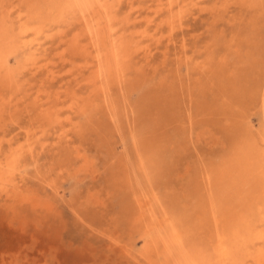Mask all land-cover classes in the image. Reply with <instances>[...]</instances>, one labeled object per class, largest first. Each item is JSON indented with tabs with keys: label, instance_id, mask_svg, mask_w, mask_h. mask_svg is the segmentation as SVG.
I'll return each instance as SVG.
<instances>
[{
	"label": "rangeland",
	"instance_id": "obj_1",
	"mask_svg": "<svg viewBox=\"0 0 264 264\" xmlns=\"http://www.w3.org/2000/svg\"><path fill=\"white\" fill-rule=\"evenodd\" d=\"M56 1L0 0V32L5 33L0 49L14 44L7 66L13 84L0 79L1 160L16 152L18 158L14 178L0 182V264H182L186 251L198 244L213 264H221L216 262L220 232L238 252L237 264H257V253L264 249L258 243L264 233V0H176L171 12L158 16L154 10L159 0H107L103 42H81L80 47H90L91 58L74 47L87 24L78 21L79 14L66 12L67 0ZM108 16L113 18L112 32ZM149 19H154L151 26ZM172 19V27L164 22ZM26 26L41 32L22 38ZM139 29L154 39L140 38ZM33 39L40 46L24 49L23 43ZM120 47L131 59L123 63L118 78L114 70L108 73L105 60ZM30 57L39 67H48L34 70ZM144 163L148 175L142 178ZM143 196L153 199L158 218L167 213L183 238L188 235L183 250L163 241L148 247L144 235L152 218L137 223ZM242 199L250 209L247 217ZM212 201H219L217 208ZM226 203L228 207L222 205ZM213 213L223 226L215 224ZM166 230L162 235L169 236Z\"/></svg>",
	"mask_w": 264,
	"mask_h": 264
},
{
	"label": "bare ground",
	"instance_id": "obj_2",
	"mask_svg": "<svg viewBox=\"0 0 264 264\" xmlns=\"http://www.w3.org/2000/svg\"><path fill=\"white\" fill-rule=\"evenodd\" d=\"M2 1V0H1ZM24 1V0H23ZM26 1V0H25ZM32 1H34L35 2V0H32ZM38 1V0H37ZM40 1V0H39ZM58 1V0H57ZM57 1H56V3H57ZM163 0H159V5H158V7H157V9L156 10H154V13H155V15H160L161 13H164L165 11L168 13V12H171L172 11V9L174 8V6L177 4V1L176 0H168V3H163L162 2ZM179 1V0H178ZM29 2V1H28ZM27 2V3H28ZM67 3H66V7H65V10H66V12L68 11V13L69 12H72V13H77V14H79V16H80V18L78 19V21H82L83 23H85V24H87L86 26H88V29H87V32H85V34H83V35H79L75 40H74V47H75V49L77 50V52L76 53H78V52H80L81 54L80 55H83V56H85V57H90L91 56V52H90V47L87 45H85V44H83L82 43V45H83V47H80L81 46V42L83 41V40H85V39H89V40H91L92 41V39L93 38H96V40L97 41H101V42H103L102 40L104 39V36H103V34H104V32H103V28H101V23H102V13L104 12L105 14H107V9H109V7H108V5H107V0H67L66 1ZM156 2V1H155ZM234 2V1H233ZM31 2H29V4H30ZM51 3V2H50ZM109 3V2H108ZM152 3V2H151ZM24 4H26L25 2H24ZM113 4V3H112ZM31 5V4H30ZM36 5V4H35ZM38 5H40V4H38ZM47 5H48V2H47ZM57 5V4H56ZM115 5V4H114ZM118 5H119V3H118ZM154 5V4H153ZM215 5V4H214ZM24 6H26V5H24ZM32 6V5H31ZM40 6H44V5H40ZM53 6V5H52ZM59 6V5H58ZM113 5H111V7H112ZM135 6V5H134ZM178 6V5H177ZM29 7V6H28ZM33 7V6H32ZM45 7V6H44ZM49 7V6H48ZM197 7V6H196ZM261 7V6H260ZM16 8H18V7H16ZM16 8H15V10H16ZM30 8V7H29ZM38 8V7H37ZM53 8V7H52ZM51 8V9H52ZM56 8V7H55ZM130 8V7H129ZM135 8V7H134ZM133 8V9H134ZM140 8V7H139ZM151 8V7H150ZM154 8V7H153ZM253 8V7H252ZM6 9H7V7H6ZM11 9V8H10ZM45 9V8H44ZM50 9V8H49ZM54 9V8H53ZM113 9V8H112ZM114 9H115V7H114ZM137 9V8H136ZM141 9V8H140ZM155 9V8H154ZM259 9V8H258ZM14 10V11H15ZM34 10V9H33ZM32 10V11H33ZM62 10V9H61ZM153 10V9H152ZM175 10V9H174ZM20 11V10H19ZM40 11V10H39ZM43 11H46V9L45 10H43ZM55 11V10H54ZM115 11V10H114ZM131 11V10H130ZM151 11V10H150ZM183 11V10H182ZM41 12V11H40ZM52 12V11H51ZM50 12V13H51ZM109 12H110V10H109ZM133 12V11H132ZM152 12V11H151ZM24 13V12H23ZM35 13H37V12H35ZM35 13L33 12V15H35ZM39 13V12H38ZM42 13H45V12H42ZM53 13V12H52ZM54 13H56V12H54ZM53 13V14H54ZM59 13V12H58ZM60 13H62V12H60ZM59 13V14H60ZM127 13H129V12H127ZM174 13V12H173ZM261 13V12H260ZM47 14H49V13H47ZM52 14V15H53ZM57 14V13H56ZM55 14V15H56ZM38 15H41L40 13L38 14ZM51 15V16H52ZM62 15V14H61ZM64 15V14H63ZM66 15V14H65ZM109 15V14H108ZM129 15H130V13H129ZM155 15H154V17H155ZM169 15V14H168ZM182 15H183V13H182ZM253 15V14H252ZM251 15V16H252ZM20 16V15H19ZM37 16V15H36ZM36 16H34V17H36ZM44 16V15H43ZM54 16V15H53ZM71 16H72V14H71ZM136 16V15H135ZM142 16V15H141ZM171 16H173V14L171 15ZM21 17H22V15H21ZM42 17V16H41ZM50 17V16H49ZM65 17V16H64ZM77 17V16H76ZM252 17H254V16H252ZM25 18H27V17H25ZM151 18V17H150ZM13 19V18H12ZM19 19V18H18ZM31 19V18H30ZM43 19H44V17H43ZM42 19V20H43ZM47 19V18H46ZM49 19V18H48ZM54 19V18H53ZM126 19H127V17H126ZM142 19H144L145 20V18H142ZM159 19V18H158ZM175 19H176V17H175ZM181 19H183V17H181ZM51 21H52V18L50 19ZM61 20V19H60ZM71 20V19H70ZM75 21H76V19H74ZM74 20H72V21H74ZM107 23H108V25H109V32H112L113 30V28H112V22H113V18L112 17H107ZM139 20V19H138ZM165 20H167V18L165 19ZM243 20V19H242ZM242 20H240V21H242ZM248 20V19H247ZM19 22H20V20H18ZM48 21V20H47ZM117 21V20H116ZM128 21V20H127ZM140 21V20H139ZM161 21V20H160ZM18 22V23H19ZM48 22H50V21H48ZM54 22H55V20H54ZM57 22V21H56ZM55 22V23H56ZM60 22H62V21H60ZM81 22V23H82ZM115 22V21H114ZM121 21H119V23H120ZM131 22V21H130ZM129 22V23H130ZM158 22V21H157ZM164 22H166V24H168L169 26H174L173 25V23H174V20L172 19V20H169V21H164ZM42 23H43V21H42ZM66 23V22H65ZM117 23V22H116ZM127 23V22H126ZM136 23V22H135ZM139 23H141V22H139ZM147 25L148 26H151L153 23H154V19H149L147 22ZM145 23V24H146ZM163 23V22H162ZM21 24V23H20ZM38 24V23H37ZM41 24V23H40ZM61 24V23H60ZM70 24V23H69ZM68 24V25H69ZM74 24H77V23H74ZM125 24V23H124ZM134 24V23H133ZM143 24H144V21H143ZM156 24H158V23H156ZM78 25V24H77ZM103 25H105V24H103ZM126 25V24H125ZM130 25V24H129ZM42 26V25H41ZM49 26V25H48ZM70 26H71V24H70ZM163 26V25H162ZM32 27V26H31ZM36 27H38V25L36 26ZM43 27H45L44 25H43ZM79 27V26H78ZM82 27V26H81ZM119 27V26H118ZM144 27V26H143ZM47 28V27H46ZM45 28V29H46ZM104 28H106L105 26H104ZM122 28V27H121ZM148 28V27H147ZM77 29V28H76ZM115 29V28H114ZM117 29V28H116ZM162 29V28H161ZM169 29V28H168ZM82 30H86V28L85 29H82ZM175 30V29H174ZM77 31V30H76ZM139 31H140V29H139ZM138 31V32H139ZM40 32H41V29H40V27L39 28H30V27H28V26H26V27H24L23 28V30L21 31V33H20V31H19V33H20V37H22V38H27L28 36L30 37V35L31 34H36V35H39L40 34ZM172 32V31H171ZM175 32V31H174ZM17 33V32H16ZM61 33V32H60ZM75 33H77V32H75ZM121 33H123V32H120V34ZM5 34V33H4ZM4 34H2V32H0V41H1V38H2V40H5V38H4ZM74 34V33H73ZM81 34V33H80ZM111 34V33H110ZM138 34V33H137ZM154 34V33H153ZM3 35V36H2ZM19 35H17V37H18ZM138 36L140 37V38H143V39H147L148 38V40H150V39H154V35H151V34H149V32L148 31H140V33L138 34ZM7 37V36H6ZM36 37V36H35ZM38 37V36H37ZM121 37V36H120ZM75 38V37H74ZM167 38H169V37H167ZM53 39V38H52ZM137 39V38H136ZM145 39V40H146ZM7 40V39H6ZM25 40V39H24ZM138 40V39H137ZM9 41V40H8ZM64 41V40H63ZM68 41V40H67ZM135 41V40H134ZM2 42V41H1ZM1 42H0V44H1ZM66 42V41H65ZM151 42V41H150ZM156 42V41H155ZM171 42V41H170ZM40 43V42H39ZM39 43H37V40L36 39H33V40H31V41H28V42H24L23 43V46H24V49L26 48V50L27 49H30V46H34V47H38V46H40V44ZM127 43V42H126ZM4 44V43H3ZM7 44V43H6ZM102 44V43H101ZM14 44H9L8 45V47H10L11 46V49H9V48H5V49H0V79H2V80H4L6 83H8V84H10L11 82H12V84H13V80H14V74H13V72H11L10 70H7V66H8V61H9V56H10V54L11 53H13L11 50L12 49H14L13 46ZM17 45V44H16ZM69 45V44H68ZM70 45H72V44H70ZM85 45V46H84ZM141 45V44H140ZM114 46V45H113ZM117 46V45H116ZM2 47V46H1ZM17 47H20V46H17ZM70 47V46H69ZM73 47V46H72ZM94 47V46H93ZM95 48V47H94ZM101 48V47H100ZM103 48H105V47H103ZM145 48V47H144ZM16 49V48H15ZM108 49V48H107ZM6 50H9V51H6ZM21 51V50H20ZM24 51V50H23ZM36 51H37V49H36ZM72 51H74V50H72ZM15 52V51H14ZM17 52V51H16ZM65 52V51H64ZM69 52H70V50H69ZM68 52V53H69ZM104 52V51H103ZM107 52H108V50H107ZM110 52V51H109ZM38 53V52H37ZM56 53V52H55ZM71 53V52H70ZM75 53V52H74ZM151 53H152V51H151ZM24 54V53H23ZM64 54V53H63ZM72 54H73V52H72ZM79 54V53H78ZM109 54V53H108ZM34 55V54H33ZM69 55V54H68ZM105 55V54H104ZM63 56H65V55H63ZM73 56V55H72ZM75 56H79V55H77V54H75ZM74 57V56H73ZM25 58V57H24ZM75 58V57H74ZM91 58V57H90ZM95 58L97 59V60H102V56L101 55H95ZM94 58V59H95ZM65 59V58H64ZM78 59V58H77ZM85 59V58H84ZM131 59V56L125 51V49H124V47H120V48H113V50L111 51V53L106 57V60H105V63H106V65H107V67H108V69H106V70H108V73L109 74H111L112 72H113V70L116 72L115 73V76L117 75V77L118 78H120L121 76H122V71H121V67H122V65H123V63H127V62H129V60ZM93 60V59H92ZM25 61V60H24ZM66 61V60H65ZM85 61V60H84ZM23 62V61H22ZM28 62H29V65L30 66H32V68L34 69V70H40V69H43V68H45V67H48V64H44V66H41V67H39L38 66V63H37V60H36V58H34V57H30L29 59H28ZM61 62H62V60H61ZM68 62V61H67ZM70 62V61H69ZM72 62H73V59H72ZM91 62V61H90ZM24 63V62H23ZM25 64V63H24ZM55 64V63H54ZM65 64V63H64ZM68 64V63H67ZM76 64V63H75ZM82 64V63H81ZM88 64V63H87ZM87 64H86V66H87ZM49 65H50V62H49ZM70 65H74V64H71L70 63ZM84 64H82V66H83ZM54 66V65H53ZM80 66V65H79ZM91 67H92V65H90ZM96 66V65H95ZM15 67V66H14ZM81 67V66H80ZM96 68V67H95ZM77 69V68H76ZM79 69V68H78ZM81 69V68H80ZM93 70H95V69H93ZM98 70V69H97ZM96 70V71H97ZM77 71V70H76ZM82 71V70H81ZM86 71V70H85ZM90 71V70H89ZM51 74V73H50ZM78 74V73H77ZM53 76H54V74H53ZM109 76V75H108ZM114 76V77H115ZM103 77V75H102V72H100V73H98V79H101ZM115 79V78H114ZM96 80V79H95ZM1 81V80H0ZM117 83V82H116ZM7 84V85H8ZM4 87V86H3ZM6 88V87H5ZM1 89H4V88H1ZM7 89V88H6ZM3 91V90H2ZM7 91V90H6ZM102 94V93H101ZM1 100V99H0ZM80 100V99H79ZM264 102V101H263ZM7 105V104H6ZM10 105V104H9ZM9 107V106H8ZM75 108V105L73 104L72 106H70V109L69 110H73ZM57 109V108H56ZM51 110V109H50ZM61 110V109H60ZM66 111V110H65ZM71 112V111H70ZM85 112V111H84ZM52 113H53V110H52ZM58 113V112H57ZM45 114V113H44ZM54 115V117L53 118H55V114H53ZM0 116H1V114H0ZM52 118V119H53ZM68 118H70V117H68ZM55 119H57V118H55ZM58 119H60V117L58 118ZM57 119V120H58ZM52 121V120H51ZM54 121H56V120H54ZM53 121V122H54ZM59 122V121H58ZM49 123H51V122H49ZM56 123H57V121H56ZM53 124H55V123H53ZM52 125V124H51ZM62 130V129H61ZM5 142V141H4ZM28 142H30V141H28ZM27 142V143H28ZM27 143H25V144H27ZM49 143V142H48ZM53 143V142H52ZM30 144V143H29ZM255 144V143H254ZM33 145V144H32ZM21 146V145H20ZM23 147H24V145H22ZM26 146V145H25ZM263 146H264V142H263ZM29 147V146H28ZM32 147V146H31ZM30 147V148H31ZM262 147V146H261ZM27 148V147H26ZM33 148V147H32ZM19 149V148H18ZM23 149V148H22ZM21 150V149H20ZM8 152V151H7ZM141 152V151H140ZM17 153V152H16ZM10 154L9 156H7V158H6V160H5V162H2V160H1V149H0V182L2 183V182H6V184H7V182L8 181H10L9 180V178H11V177H13L14 178V175H15V173H14V171H16V170H14L15 169V166H16V164H17V154ZM30 153V152H29ZM28 154V153H27ZM263 154H264V150H263ZM5 155V154H4ZM143 156V155H142ZM145 157V156H144ZM242 158V157H241ZM249 158V157H248ZM256 158V157H255ZM4 160V159H3ZM143 160H144V158H143ZM36 162V161H35ZM250 162V161H249ZM253 162V161H252ZM251 163V162H250ZM254 163V162H253ZM141 164V163H140ZM25 165V164H24ZM145 163L143 164V170H142V173H143V177L142 178H144V176L145 175H148V171H146L147 169H148V167L147 168H145ZM250 165V164H249ZM18 166V165H17ZM36 167V166H35ZM142 167V166H141ZM149 167H151V166H149ZM17 168V167H16ZM250 168V167H249ZM224 169V168H223ZM252 169V168H251ZM140 170V169H139ZM145 170V171H144ZM253 170V169H252ZM256 170V169H255ZM262 170V169H261ZM21 171V170H20ZM19 171V172H20ZM37 171H38V169H37ZM144 171V172H143ZM234 171V170H233ZM235 171H237V170H235ZM234 171V172H235ZM242 171V170H241ZM241 171H239V173H238V175H242V173H241ZM245 171H247V170H245ZM254 171V170H253ZM39 172H40V170H39ZM137 172V171H136ZM150 172V171H149ZM155 172V171H154ZM219 172V171H218ZM233 172V173H234ZM250 171H248V173H249ZM141 173V171H140V174H142ZM151 173V172H150ZM231 173V172H230ZM241 173V174H240ZM259 173H260V171H259ZM263 173H264V170H263ZM229 174V172L227 173V175ZM235 174H237L236 172H235ZM235 174L233 175L234 176V178H235ZM250 174V173H249ZM6 176L7 175V177L6 178H3V176ZM152 175V174H151ZM218 175H223L222 173L221 174H218ZM251 175H252V173H251ZM255 175V174H254ZM38 176V175H37ZM230 176V175H229ZM228 176V177H229ZM232 176V175H231ZM243 176H247V174L246 175H244L243 174ZM242 176V177H243ZM253 176V175H252ZM259 176V175H258ZM258 176H257V178H258ZM133 177V176H132ZM216 177H218V176H216ZM221 177H224V176H221ZM241 177V180L242 179H244V178H242ZM233 178V179H234ZM247 178V177H246ZM248 178H249V176H248ZM251 178V177H250ZM261 178V177H260ZM219 179V178H218ZM221 179V178H220ZM225 179V178H224ZM229 179H231V178H229ZM232 179V180H233ZM142 180V179H141ZM144 180V179H143ZM228 180V179H227ZM238 180V179H237ZM251 180V179H250ZM249 180V181H250ZM253 180V179H252ZM260 180V179H259ZM13 181V179L11 180V182ZM218 181H220V180H218ZM223 181V180H222ZM236 181V180H235ZM234 181V182H235ZM243 181V180H242ZM245 181V180H244ZM261 181V180H260ZM215 182V181H214ZM232 182V181H231ZM247 182V181H246ZM252 182H254V181H252ZM251 182V183H252ZM137 183V182H136ZM219 183V182H218ZM217 183V184H218ZM223 183L225 184V181L224 182H221V183H219V184H221V185H223ZM227 183V182H226ZM238 183V182H237ZM249 183V182H248ZM250 183V184H251ZM9 184V183H8ZM11 184H16V183H11ZM208 184V183H207ZM215 184V183H214ZM219 184H218V186H219ZM228 184V183H227ZM232 184H236V183H233L232 182ZM245 183H243V185H244ZM255 185V183H252V185ZM10 185V184H9ZM247 185V184H246ZM253 185V186H254ZM2 186H4V185H2ZM16 186V185H15ZM208 186V185H207ZM217 186V188H219V187H221V186H219L218 187ZM232 186V185H231ZM251 186V185H250ZM252 186V187H253ZM215 187V186H214ZM227 187H228V185H227ZM226 187V189L225 190H228V188ZM264 187V176H263V184H262V188ZM18 188V187H17ZM222 188V187H221ZM235 188H236V185H235ZM244 188H245V186L243 187V190H244ZM12 189V188H11ZM214 189V188H213ZM238 189H239V186H238ZM246 189V188H245ZM248 189H249V187H248ZM256 189H257V186H256V188L254 187L252 190H255L256 191ZM1 190V189H0ZM7 190V189H6ZM20 190V189H19ZM225 190H222V191H225ZM241 190V189H240ZM239 190V191H240ZM14 191H15V189H14ZM218 191V190H217ZM228 191H230V190H228ZM227 191V193H229ZM250 191V190H249ZM255 191H252V192H255ZM263 195H262V198L261 199H264V188H263ZM10 192V191H9ZM135 192V191H134ZM134 192H133V194H134ZM233 192H236V190H234ZM6 193V192H5ZM148 193V192H147ZM211 193H213V192H211ZM232 193V192H231ZM237 193L238 192H236L234 195H236L237 196ZM241 193V192H240ZM10 194V193H9ZM13 194V193H12ZM138 194V193H137ZM145 194V193H144ZM226 194V193H225ZM253 194V193H252ZM11 195V194H10ZM10 195H7V196H9L10 197ZM139 195V194H138ZM229 195H231V194H229ZM228 195V196H229ZM142 196V195H141ZM156 196V195H155ZM205 196V195H204ZM228 196H227V198H228ZM242 196V195H241ZM253 196V195H252ZM13 197H14V195H13ZM144 197V196H143ZM158 197V196H157ZM221 197V196H220ZM223 197V196H222ZM221 197V198H222ZM230 197V196H229ZM231 197H232V195H231ZM230 197V198H231ZM12 198V197H11ZM135 198H136V196H135ZM154 198V197H153ZM156 198V197H155ZM202 198V197H201ZM212 198H213V195H212ZM225 198V197H224ZM247 198V197H246ZM245 198V199H246ZM138 199V198H137ZM214 199V198H213ZM217 199V197H215V199L214 200H216ZM223 199V198H222ZM245 199L242 201V202H240V204L242 205V207H243V210H244V212H242L243 214H244V216L245 217H247L246 215H245V213H246V211L249 209L248 208V202L247 201H245ZM251 199H252V197H251ZM133 200V199H132ZM131 200V201H132ZM140 200V199H139ZM153 200V199H152ZM152 200H151V198L149 197V198H145L144 197V199H142V200H140V201H138V203H139V206H137V207H139L140 208V216L138 217V222L137 223H140V225H141V223H144V221H146L149 217H151L152 218V221H150V223L147 225V231H146V234L144 235L145 236V240L147 241V245H148V247L150 248V247H152V242L153 243H155V244H157V243H161V241H163L164 242V244H166L168 247H172L173 248V245H177L181 250H183V247H184V239L188 236H186L185 238H183V235H182V233H180L179 231H178V229L175 227V223H174V221H173V219H171L170 217H168V214L166 213V214H164V213H162V214H160L159 213V215H162V219H160V218H158L156 215H155V213H154V211H153V209H152V207H153V204H152ZM229 200V199H228ZM227 200V201H228ZM231 200V199H230ZM229 200V202L230 203H232V201H230ZM240 200V199H239ZM254 200V199H253ZM256 200V199H255ZM160 201V200H159ZM245 201V202H244ZM250 201V200H249ZM262 201V200H261ZM161 202V201H160ZM213 202V201H212ZM219 202V201H218ZM217 202V203H218ZM253 202H255L256 203V205L255 206H257V202L256 201H253ZM154 203V202H153ZM216 202L214 203H210L211 204V206H213V207H215V208H217L218 207V205H216L217 204ZM237 203H238V201H237ZM237 203H235L236 205H237ZM251 203V202H250ZM133 204H134V202H133ZM137 204V203H136ZM163 204V203H162ZM221 204V203H220ZM227 204V203H226ZM233 204V203H232ZM239 204V205H240ZM262 204V203H261ZM264 204V203H263ZM223 206H227L228 207V204L227 205H225V204H222ZM259 205H260V203H259ZM217 206V207H216ZM230 206H232V205H230ZM233 206H235L234 204H233ZM232 206V207H233ZM237 207V206H236ZM242 207H241V209H242ZM250 207V206H249ZM131 208H133V207H131ZM214 208V209H215ZM221 208H222V206L220 207V208H218V209H220L221 210ZM226 208V207H225ZM254 208H256V207H254ZM259 208V207H258ZM137 209V208H136ZM136 209H134V210H136ZM156 209H157V207H156ZM209 209V208H208ZM207 209V210H208ZM229 209V208H228ZM235 209V208H234ZM240 209V208H239ZM231 211H229L228 213H230V212H232L233 210L232 209H230ZM250 210V209H249ZM260 210H263V208L260 206ZM158 211V210H157ZM226 211V210H225ZM240 211V210H239ZM238 211V212H239ZM255 212L257 211L256 209L254 210ZM216 212V211H215ZM220 212H222V211H220ZM237 212V213H238ZM259 212H262V211H259ZM137 213V212H136ZM219 212H218V210H217V214H218ZM236 213V212H235ZM236 213V214H237ZM211 214V213H210ZM216 213H213V218H214V222H215V224L217 225V226H220V225H222V223H221V221H219L218 220V216H216L215 215ZM220 214H222V213H220ZM225 214H227V212L225 213ZM250 214V211H249V213H248V215ZM255 214H257V212L255 213ZM132 215V214H131ZM135 214H134V212H133V216H134ZM158 215V214H157ZM203 215V214H202ZM231 215H232V213H231ZM133 216H132V219H133ZM220 216V215H219ZM222 216H224V215H222ZM221 216V217H222ZM227 215H225V217H226ZM237 216V215H236ZM235 216V217H236ZM242 216V215H241ZM252 216H254V215H252ZM262 217H263V215H261ZM201 217V216H200ZM208 217V216H207ZM212 217V216H211ZM225 217H222L223 219H226ZM239 217H240V215H239ZM199 218V217H198ZM197 218V219H198ZM241 218V217H240ZM255 219H257V217H254ZM134 219H135V217H134ZM137 219V218H136ZM200 219V218H199ZM198 219V220H199ZM222 219V220H223ZM236 219V218H235ZM249 219V218H248ZM253 219V218H252ZM263 219V218H262ZM238 220H240V219H238ZM254 220V219H253ZM148 221V222H149ZM201 221V220H200ZM227 221V220H226ZM229 221H231V220H229ZM256 221V220H255ZM147 222V221H146ZM145 222V223H146ZM202 222V221H201ZM211 222V221H210ZM239 222V221H238ZM245 222V221H244ZM244 222H243V225H244ZM249 222V221H248ZM177 223V222H176ZM179 224L181 223L180 221L178 222ZM176 224V225H179V224ZM200 223V222H199ZM212 223V222H211ZM223 223L225 224V222L223 221ZM262 223H264V222H262ZM203 224H204V222H203ZM230 224V223H229ZM228 224V225H229ZM241 224H242V221H241ZM257 224H258V222H257ZM260 224V223H259ZM232 225V224H231ZM235 225H236V223H235ZM234 224L232 225V226H235ZM247 225H248V223H247ZM251 225V224H250ZM253 225V224H252ZM136 226V225H135ZM179 226H183L182 224L181 225H179ZM179 226H177V227H179ZM204 226V225H203ZM212 225H210L209 227H211ZM223 226V225H222ZM241 226V225H240ZM246 225H244V227H245ZM184 227V226H183ZM180 228L179 230H184V228H186V226L184 227V228ZM207 228V226H204V227H201V228ZM243 227V226H242ZM248 227V226H247ZM196 228H198L199 230H200V228H199V226L198 227H196ZM220 228V227H219ZM225 228H227V227H225L224 226V228H223V230L225 229ZM230 228V227H229ZM228 228V229H229ZM241 228V227H240ZM249 228V227H248ZM262 228V227H261ZM141 229V228H140ZM145 228H143V230H144ZM166 229H170L169 231H171L170 232V235L169 236H167V235H162V233L166 230ZM232 229V228H231ZM235 229H236V231H237V228H236V226H235ZM247 229V228H246ZM250 229H251V227H250ZM252 229H256V228H252ZM263 229V228H262ZM186 230V229H185ZM194 230H196V229H194ZM216 230V229H215ZM222 230V229H221ZM233 230H234V228H233ZM167 231V230H166ZM189 231H190V228H189ZM198 231V230H197ZM200 231H202V229L200 230ZM205 230H203V233H205L204 232ZM219 231V230H218ZM227 231V230H226ZM252 231V230H251ZM256 231H258V229L256 230ZM142 232H144V231H142ZM185 232V231H184ZM224 232V231H223ZM238 233H239V230L237 231ZM192 232H190V234H191ZM194 233V232H193ZM195 233H196V231H195ZM208 233V232H207ZM210 233V232H209ZM213 233V232H212ZM228 233H230V232H227V234ZM254 233V232H253ZM257 233V232H256ZM159 234V235H158ZM189 234V233H188ZM199 234V233H198ZM197 234V235H198ZM200 234H202L201 232H200ZM251 234V233H250ZM158 235V236H157ZM192 236H193V234H191ZM190 235V236H191ZM203 235V234H202ZM202 235L200 236V237H202ZM232 235H233V233H232ZM235 235H236V233H235ZM243 235V234H242ZM249 235V234H248ZM191 236V237H192ZM194 236H196L195 234H194ZM204 236V235H203ZM206 236V235H205ZM208 236V235H207ZM210 236H211V234H210ZM210 236H208V237H210ZM214 236V235H213ZM216 237H217V235H215ZM214 236V237H215ZM230 236V235H229ZM237 236V235H236ZM235 236V237H236ZM256 236V235H255ZM258 236V235H257ZM198 237H199V235H198ZM197 237V238H198ZM199 237V238H200ZM213 237V238H214ZM232 237V236H231ZM234 237V239L236 240V238ZM238 237H239V235H238ZM241 237V236H240ZM244 237H247V236H244ZM253 238H254V236H253ZM257 238V237H256ZM186 239H189V238H186ZM202 239V238H201ZM209 239V238H208ZM230 239V238H229ZM234 239H233V243H232V245H234V243H236V241H238V240H236V241H234ZM238 239V238H237ZM144 240V241H145ZM203 240V239H202ZM202 240H201V243L200 244H202ZM209 240H211V238L209 239ZM214 241H215V239H213ZM212 240V241H213ZM217 240V239H216ZM247 243H248V240H246V239H244ZM255 240V239H254ZM188 241V240H187ZM186 241V242H187ZM194 241V240H193ZM200 241V240H199ZM199 241H197L198 243H199ZM204 241V240H203ZM227 241H228V238L226 237V234H224V233H222V232H220V234H219V236H218V249L217 248H214V249H217V258H218V260L216 261V262H220L221 264H229V262L230 263H232V264H237L238 262H240V261H237V254H238V252H236V251H234V249H232L230 246H228L229 244L227 243ZM231 241V240H230ZM258 243H264V233H261L260 235H259V237H258ZM206 242H208L207 240H206V238H205V243ZM208 243H210V242H208ZM217 243V242H216ZM239 243V242H238ZM203 244H204V242H203ZM207 244V243H206ZM240 244H242V243H240ZM250 244V243H249ZM163 245V244H162ZM191 245H192V243H191ZM195 245V244H194ZM194 245H192V246H194ZM208 245V244H207ZM212 245V244H211ZM215 245H217V244H215ZM231 245V246H232ZM238 245V244H237ZM236 245V246H237ZM243 245H244V243H243ZM247 245V244H246ZM245 245V246H246ZM252 245V244H251ZM191 246V247H192ZM197 246V245H196ZM195 246V247H196ZM214 246V245H213ZM236 246H234V247H236ZM241 246V245H240ZM248 246H250V245H248ZM164 247V246H163ZM233 247V248H234ZM243 247V246H242ZM241 247V248H242ZM247 247V246H246ZM257 247V246H256ZM159 248V247H158ZM171 248V249H172ZM204 248V247H203ZM209 248H211V246L209 247ZM236 248H238V247H236ZM255 248V247H254ZM159 249H162V247L161 248H159ZM167 249V248H166ZM175 249H177V248H175ZM238 249H240V248H238ZM244 250H245V248H243ZM248 249V248H247ZM255 249H261V248H255ZM186 250H187V248H186ZM205 250H206V248H205ZM237 250V249H236ZM147 251V250H146ZM164 251V250H163ZM168 251H169V249H168ZM172 251V250H171ZM178 252L180 251V250H177ZM238 251V250H237ZM246 251H248V250H246ZM148 252V251H147ZM170 252V251H169ZM169 252H168V254H169ZM186 252H188V253H186ZM184 251V257H183V260H182V256H181V260L183 261L182 262V264H213L214 262H212V260H209V256H207V252H204V250L202 249V246L201 245H199L198 244V246L196 247V248H194L193 250L191 249V250H189V251ZM240 252V251H239ZM242 252V251H241ZM256 252H258V251H256ZM164 253H167V252H165L164 251ZM209 253V252H208ZM212 253V252H211ZM211 253L210 254H208V255H211ZM215 251H214V255H215ZM167 254V255H168ZM171 254V253H170ZM241 254V253H240ZM242 254H245V251H244V253H242ZM241 254V255H242ZM256 254V253H255ZM154 255H156L155 253H154ZM166 255V257L168 258V256ZM174 255V254H173ZM179 255H180V253H179ZM187 255V256H186ZM213 255V256H214ZM247 255H250V254H246V256ZM158 256V255H157ZM163 256H165V254L163 255ZM170 256V255H169ZM177 256V255H176ZM212 256V255H211ZM252 256V255H251ZM180 257V256H179ZM253 257V256H252ZM256 256H254V258H255ZM157 258V257H156ZM174 258V257H173ZM175 258H177V257H175ZM240 258V257H239ZM238 258V259H239ZM242 258H243V256H242ZM245 258V257H244ZM247 258H249V256L247 257ZM246 258V259H247ZM251 258V257H250ZM169 259V258H168ZM252 259V258H251ZM170 260H171V258H170ZM175 260V259H174ZM173 259L171 260V261H174ZM177 260V259H176ZM175 260V261H176ZM180 260V259H179ZM180 260V261H181ZM243 259H241V261H242ZM245 260V259H244ZM248 260V259H247ZM247 260H246V262H247ZM179 261V262H180ZM254 261H256L257 262V264H264V249H261L258 253H257V257L255 258V260ZM166 263V262H165ZM255 263V262H254ZM181 264V263H180ZM239 264H241V263H239Z\"/></svg>",
	"mask_w": 264,
	"mask_h": 264
}]
</instances>
